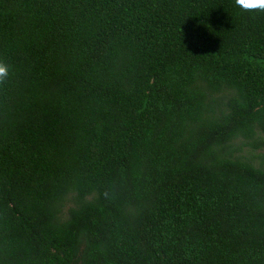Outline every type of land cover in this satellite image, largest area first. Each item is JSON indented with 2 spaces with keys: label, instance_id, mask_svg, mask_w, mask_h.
<instances>
[{
  "label": "trees",
  "instance_id": "1",
  "mask_svg": "<svg viewBox=\"0 0 264 264\" xmlns=\"http://www.w3.org/2000/svg\"><path fill=\"white\" fill-rule=\"evenodd\" d=\"M0 58V264H264V13L0 0Z\"/></svg>",
  "mask_w": 264,
  "mask_h": 264
},
{
  "label": "clouds",
  "instance_id": "2",
  "mask_svg": "<svg viewBox=\"0 0 264 264\" xmlns=\"http://www.w3.org/2000/svg\"><path fill=\"white\" fill-rule=\"evenodd\" d=\"M235 5L242 11L250 13H264V0H235ZM14 75L11 63L0 58V85H4Z\"/></svg>",
  "mask_w": 264,
  "mask_h": 264
}]
</instances>
